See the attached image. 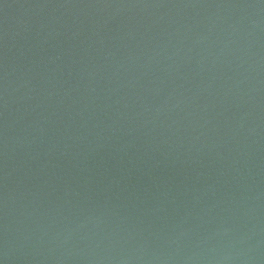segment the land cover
Segmentation results:
<instances>
[{
    "label": "water",
    "instance_id": "water-1",
    "mask_svg": "<svg viewBox=\"0 0 264 264\" xmlns=\"http://www.w3.org/2000/svg\"><path fill=\"white\" fill-rule=\"evenodd\" d=\"M0 264H264V0H0Z\"/></svg>",
    "mask_w": 264,
    "mask_h": 264
}]
</instances>
